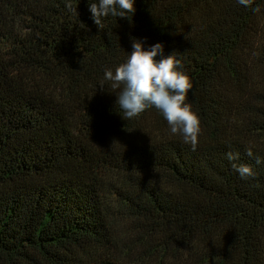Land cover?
<instances>
[{
	"label": "trees",
	"instance_id": "1",
	"mask_svg": "<svg viewBox=\"0 0 264 264\" xmlns=\"http://www.w3.org/2000/svg\"><path fill=\"white\" fill-rule=\"evenodd\" d=\"M135 7L99 29L88 0H0V264H264V0ZM132 37L193 81L195 149L122 118L103 76Z\"/></svg>",
	"mask_w": 264,
	"mask_h": 264
},
{
	"label": "clouds",
	"instance_id": "2",
	"mask_svg": "<svg viewBox=\"0 0 264 264\" xmlns=\"http://www.w3.org/2000/svg\"><path fill=\"white\" fill-rule=\"evenodd\" d=\"M249 7L252 0H236ZM136 0H88V9L94 23L103 28L108 17L127 18L136 12ZM70 10L71 6L69 5ZM77 15V8L74 9ZM256 11H260L259 7ZM148 38L132 37V51L124 63L115 68L106 69L103 80L113 90H119L116 103L123 111L122 118H138L146 110L155 108L167 121L172 135L182 138L185 144L195 149L202 132L201 120L192 105L187 103L189 92L194 84L191 78L181 70V60L172 54H165L162 42L147 43ZM101 89H104L102 84ZM247 154L252 155L249 149ZM232 168L241 179L254 178L256 173L251 165L238 162V152L226 154ZM257 163L264 161L257 159Z\"/></svg>",
	"mask_w": 264,
	"mask_h": 264
}]
</instances>
